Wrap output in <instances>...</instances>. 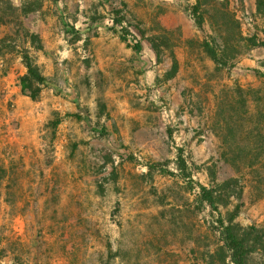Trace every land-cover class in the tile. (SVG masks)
<instances>
[{
  "label": "rangeland",
  "instance_id": "rangeland-1",
  "mask_svg": "<svg viewBox=\"0 0 264 264\" xmlns=\"http://www.w3.org/2000/svg\"><path fill=\"white\" fill-rule=\"evenodd\" d=\"M122 2L166 38L160 59L117 34ZM27 54L48 79L40 101L22 89ZM234 179L235 223L264 232V0H0V264L211 263L197 183Z\"/></svg>",
  "mask_w": 264,
  "mask_h": 264
},
{
  "label": "trees",
  "instance_id": "trees-1",
  "mask_svg": "<svg viewBox=\"0 0 264 264\" xmlns=\"http://www.w3.org/2000/svg\"><path fill=\"white\" fill-rule=\"evenodd\" d=\"M122 5L124 6L123 8L114 9L113 11L116 15V17L113 18L114 24L120 26V31H117V34H120L122 40L126 43L129 42V38H133L136 43L132 48L137 52H142L143 41H148L151 44L152 49L158 55V59H160L161 47L167 46L166 38H161L159 34L150 36L143 29L131 22L126 14L128 8L127 5L124 2H122ZM199 5L200 6L195 9V12L201 11V1L199 2ZM194 17L198 27L203 31L205 15L203 14L201 19H197L196 16ZM158 27L160 32H163L164 34L171 33L169 29L162 27V25H159ZM203 47L218 66L229 65L230 59L226 52L214 49L210 43H204ZM24 62L28 72L20 79L22 89L35 101H40V92H42V87L46 86L48 79L44 76L41 68L28 54L24 56ZM56 125L59 126L60 122H57ZM230 148L233 154H242L245 152L241 147L232 146ZM241 159H243L244 162L237 164L238 172L245 178L249 173L244 170L249 168L253 171L255 165L248 163L247 160H245L247 158ZM147 166L149 171L145 176L153 175L156 171L157 165L150 164ZM180 167L182 174L187 173L189 170L186 161L183 159L180 161ZM164 172L165 171H160L161 174H165ZM188 174V178L192 179L191 173ZM172 175L175 174L172 173ZM259 183L261 184L260 181ZM197 184L199 186V192L196 196V201H198L203 208L210 210V214L215 218V220H212V225L214 226L215 233L220 240L216 251L210 254L212 261L208 264H252V257L258 252H264V232L255 227L244 229L235 223L236 219L240 216L243 207L242 200L244 186L241 185V179L229 180L222 184H212V187L209 188L201 183ZM194 190H191V192ZM232 198H237L240 203L235 207L230 214V217L226 218L220 212V207H227L230 205Z\"/></svg>",
  "mask_w": 264,
  "mask_h": 264
},
{
  "label": "crops",
  "instance_id": "crops-1",
  "mask_svg": "<svg viewBox=\"0 0 264 264\" xmlns=\"http://www.w3.org/2000/svg\"><path fill=\"white\" fill-rule=\"evenodd\" d=\"M184 33H185V37L186 38H190L192 36V32L191 31H188V27H184Z\"/></svg>",
  "mask_w": 264,
  "mask_h": 264
}]
</instances>
